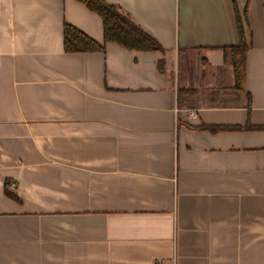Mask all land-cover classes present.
<instances>
[{
  "label": "crops",
  "instance_id": "1",
  "mask_svg": "<svg viewBox=\"0 0 264 264\" xmlns=\"http://www.w3.org/2000/svg\"><path fill=\"white\" fill-rule=\"evenodd\" d=\"M106 1L163 52H67L95 12L0 0V264H264V0Z\"/></svg>",
  "mask_w": 264,
  "mask_h": 264
},
{
  "label": "trees",
  "instance_id": "2",
  "mask_svg": "<svg viewBox=\"0 0 264 264\" xmlns=\"http://www.w3.org/2000/svg\"><path fill=\"white\" fill-rule=\"evenodd\" d=\"M87 9L95 12L100 20L102 27V42H98L72 25L63 26V48L67 52L80 51H102L104 44L114 42L125 49L139 51H160L163 48L143 27L135 22L128 14L124 13L120 7L108 3L106 0H77ZM236 30L238 43L229 46L224 50L229 54L232 73L233 86L237 91H243L245 54L247 44L245 40L242 22L236 15ZM162 65L163 60H158ZM218 129H255L260 126H198L197 128Z\"/></svg>",
  "mask_w": 264,
  "mask_h": 264
},
{
  "label": "built area",
  "instance_id": "3",
  "mask_svg": "<svg viewBox=\"0 0 264 264\" xmlns=\"http://www.w3.org/2000/svg\"><path fill=\"white\" fill-rule=\"evenodd\" d=\"M191 115L194 116L195 114L193 112H191Z\"/></svg>",
  "mask_w": 264,
  "mask_h": 264
}]
</instances>
